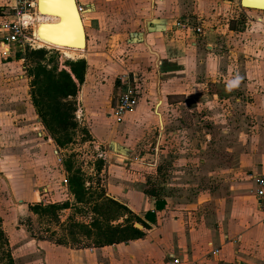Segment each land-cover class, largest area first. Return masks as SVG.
Here are the masks:
<instances>
[{
	"label": "rangeland",
	"instance_id": "1",
	"mask_svg": "<svg viewBox=\"0 0 264 264\" xmlns=\"http://www.w3.org/2000/svg\"><path fill=\"white\" fill-rule=\"evenodd\" d=\"M107 1H111L110 12L138 9L141 12L138 34L134 36V42L130 39V45L138 47L115 51L124 61L123 65L110 62L109 65L93 66L91 80V89L100 94L97 102L104 107L107 126L116 132L121 126L112 112L126 88L125 77L130 85L137 87V102L130 111L142 102L138 105L139 110L143 109L142 119L138 121L134 117L133 128L135 123L139 125L136 130L117 137L126 140L134 136L133 145L127 149L118 141V148L112 149L137 160L125 164L128 166L122 165L124 171L139 173L147 182L146 186L153 187L160 196H163L164 189L171 188L167 180L171 173L176 186L193 187L196 169L203 171L206 189L235 180L243 185L240 190L246 194L252 186H249L252 174L263 173L264 167V10L244 7L240 0H226L215 18L207 19L195 13L197 0H182L184 12H170L168 19L187 18L190 20L185 21L193 26H201L206 32L213 28L216 32L211 36L208 33L196 36L198 44L195 47L188 44L193 37L187 34L188 41L170 45L168 55L164 44L154 40L156 36L161 42L169 38L165 34L166 27L150 35L152 49L161 52L157 66V58L149 51L144 39V18L150 15V0H134L137 1L136 7L130 0ZM121 1H128L125 8ZM154 4L156 9V0ZM230 21L236 26L233 32L229 30ZM154 23L150 25L153 27ZM208 44L212 48H206ZM183 46L190 49L189 58L196 65L210 61L208 65L214 63V69L198 71L185 81L186 66L180 62L170 64L173 59L170 54L184 55ZM43 49L48 51L44 60L48 67L66 69L68 61L86 58L85 52L70 58L60 50ZM30 67L26 60L6 61L0 56V219L6 230L22 227L37 238L47 237L63 244L81 246L91 241L83 234L78 236V241H73L65 225L69 219L90 222L92 206L76 201L70 190V178L80 171L78 175L90 191L88 197L91 192L105 190L109 176L107 160L122 157L109 155L106 163L98 158L91 143L94 137L87 124L78 125L71 142L62 146L55 144L32 106ZM194 68V65H188L190 74ZM193 72L195 74V69ZM194 79L202 83L198 88L203 95L198 102L193 103L192 97L168 94L170 91L190 90L188 86L195 89ZM81 94L82 88L79 99ZM159 100H163L159 111L164 127L155 112ZM104 145L103 150H110L108 143L104 142ZM55 149L59 150V155ZM156 153L160 158L158 163ZM155 163L158 167L154 166ZM14 176H26L31 181L29 194L28 191L13 194L9 179ZM65 179L67 183H64ZM45 188L48 194L43 196ZM67 201L70 207L59 212V222L49 215H36L29 209L30 204ZM242 203L247 211L260 210L252 195L245 196Z\"/></svg>",
	"mask_w": 264,
	"mask_h": 264
},
{
	"label": "crops",
	"instance_id": "2",
	"mask_svg": "<svg viewBox=\"0 0 264 264\" xmlns=\"http://www.w3.org/2000/svg\"><path fill=\"white\" fill-rule=\"evenodd\" d=\"M12 1L0 0V9L2 11L0 15L8 9ZM76 1L78 7H83L81 17L86 34L85 60L87 62V70L85 80L80 87V89L82 88V97L79 99L78 94L76 96L77 109L80 107L82 110V118L81 121H78L75 116V120L78 125L87 124L89 133L94 137L91 143L95 149L96 145H100L101 149H103L105 146L104 142L108 143L110 150L106 151V158L97 156L98 158L106 163L107 158L110 157L109 155L122 157H114L107 160L109 161L107 169L109 176L105 190L100 192H104L106 196L126 205L147 226L142 222L135 221L134 225L140 223L142 227L139 229L144 232V235L137 239L108 245H96L92 239H89L90 243L72 246L71 244H63L49 238L47 239V237L37 238L22 227H17L18 229L15 227V231H9L11 228L6 230L2 221L1 226L8 238L15 264H264V212L259 206V212L247 211V207L242 203L245 196L252 195L255 198L253 193L254 175H264V167L263 173L252 174V180L249 183V186L251 184L252 186L246 191V194H243L245 192L240 190L243 185L237 184L235 180L227 185L222 184L206 189L203 184L204 173L202 170L198 171L197 169L194 186L190 187V189L186 186L181 188L175 185L173 182L175 177L171 173L167 177L171 188L164 189L163 196L159 195V198L164 201V206L160 210L157 209V199L150 198L144 192L148 186H146L147 182L145 179H141L139 173L124 171L122 165L129 164L130 161L137 162V160L127 155V153H122L123 155H121L112 149L118 148V141L127 149L133 145L134 136H130L126 140L123 138L117 139V137H124L127 132L136 130L135 128L138 124L135 123L136 127L133 128V119L134 117L138 121L142 119L143 114L141 111L143 109H138V105L142 102H139L133 111L126 113L123 120L118 122L121 126L119 131L111 130L103 116L104 107L101 104L98 105L97 102L100 94L91 89L93 86L91 80L93 66L109 65L110 62L123 65L124 61L116 55L115 51L132 50L138 47V45L136 47L130 45V39L131 42H134V36L138 34L141 12L139 9L110 12L112 5L111 1L107 0ZM130 1L133 3V7L137 6V1ZM156 1L157 8L155 9V0H150L152 5L150 15L144 18L146 34L144 39L149 51L157 58V66H159L161 52L160 50L152 49L154 45L149 42L150 35H155V33L166 27L165 34L169 38L166 37V40L164 41L163 39L161 42L159 37L156 36L154 40L157 43L164 44L163 46L166 48L168 55L171 52L170 45L178 44V42L183 44L182 42L188 41L187 34L193 37L190 38V43L188 44L195 47L198 44L196 36H204L207 33L208 36H211L210 34L213 35L216 32V29L213 28L208 29L209 32L202 29V34L178 31L175 24L178 21L190 23L185 21L190 19L181 17L168 19V14L170 12L180 14L184 12L182 0ZM225 1L197 0L195 13L207 19H214ZM121 2H123L124 8L128 4V1ZM105 7L107 8L104 9ZM151 22H155L153 27L150 25ZM122 29H125V31H122ZM230 31L233 32L235 30ZM206 48H212V45L208 44ZM183 50V56L170 54L173 57L170 64L180 62L186 66L183 75L185 81L191 79V75L192 77L195 76L198 71L214 69V63L208 65L210 61L206 64L202 62L201 65H196V62L189 58L190 49L183 46ZM1 51L2 44L0 41V56L7 61V57H4ZM189 64L195 66V74L193 72L194 69H191L192 73L190 74L191 71L187 69ZM66 69L70 71L68 66ZM158 74V80L161 82L160 70H158ZM29 79L31 81L32 77L30 76ZM198 81V79L192 80V82H195V89L188 86L190 90L183 89L182 91L181 89L180 91H170L168 94H179L183 98L192 97L193 103L198 102L197 99L203 95L201 89L198 88L202 83H198ZM158 89L161 91L160 86ZM159 101L160 104L157 107ZM159 101L155 106V112L157 115V112L160 113L162 123L158 115L159 122L164 127L162 114L159 111L163 100ZM39 120L40 124H42L41 119ZM49 137L53 139L50 135ZM126 148L124 151H126ZM58 153L56 154L59 155ZM156 157L155 159H157L156 162L158 163L160 160L158 153H156ZM157 163L154 164V166L156 165L155 167H158ZM9 185L14 195L21 194L24 191H28L27 194L30 193L31 181L26 176L10 178ZM244 185L247 186L248 184ZM47 192L46 188L43 189V196L47 195ZM18 201L24 202L23 200ZM148 211L154 212L155 219L146 218ZM216 250H218L217 253L215 252ZM176 259L179 260L178 263L174 262Z\"/></svg>",
	"mask_w": 264,
	"mask_h": 264
},
{
	"label": "trees",
	"instance_id": "3",
	"mask_svg": "<svg viewBox=\"0 0 264 264\" xmlns=\"http://www.w3.org/2000/svg\"><path fill=\"white\" fill-rule=\"evenodd\" d=\"M0 9V13H1ZM229 29L236 30V26L229 22ZM48 51L39 48L27 50L25 53L17 52L15 57H8L7 60L24 58L31 65L29 75L32 77L31 99L37 115L47 133L53 138L55 144L62 146L72 141L76 134L78 122L75 120L77 109L76 96L85 80L87 62L85 59L68 61L66 66L70 68L58 69L48 67L44 63ZM75 172L70 178V190L78 203L90 204L93 217L89 223L69 219L65 225L66 231L73 241H78V236L83 234L92 239L96 245H108L118 242H125L137 239L144 235V232L135 227V221H144L134 215L129 208L117 200L105 195L104 192H91L87 194L85 182ZM148 185L144 192L150 198L157 199V209H162L164 201L159 198V193ZM70 203H35L30 204L29 209L39 216H51L55 221H60L59 212L69 208ZM147 219H155V214L148 211ZM0 219V264H15L8 243V238L2 229Z\"/></svg>",
	"mask_w": 264,
	"mask_h": 264
},
{
	"label": "built area",
	"instance_id": "4",
	"mask_svg": "<svg viewBox=\"0 0 264 264\" xmlns=\"http://www.w3.org/2000/svg\"><path fill=\"white\" fill-rule=\"evenodd\" d=\"M79 11H83V7L79 6ZM43 14L39 11L38 0H13L0 15V41L2 44L1 54L4 57H15L17 52L25 53L27 50H36L40 47L37 45L35 26L39 22ZM178 31L195 32L202 34L203 30L200 26H193L190 23L178 21L176 24ZM57 50V49H56ZM63 52V51H62ZM25 60L24 58H22ZM124 85L126 88L120 95L115 107L113 115L116 121L123 120L126 113L137 102L136 89L129 84L128 77H125ZM76 118L81 121L82 110L78 107ZM58 149L55 151L58 153ZM97 156L106 158V151L101 149L100 145H96ZM67 183V180H64ZM254 196L258 206L264 212V175H254ZM216 253L218 250L215 251ZM178 263L179 260H174Z\"/></svg>",
	"mask_w": 264,
	"mask_h": 264
},
{
	"label": "bare ground",
	"instance_id": "5",
	"mask_svg": "<svg viewBox=\"0 0 264 264\" xmlns=\"http://www.w3.org/2000/svg\"><path fill=\"white\" fill-rule=\"evenodd\" d=\"M243 6L264 8V0H245ZM43 14L35 26L40 48L58 49L65 57L75 58L85 52V29L76 0H38Z\"/></svg>",
	"mask_w": 264,
	"mask_h": 264
},
{
	"label": "water",
	"instance_id": "6",
	"mask_svg": "<svg viewBox=\"0 0 264 264\" xmlns=\"http://www.w3.org/2000/svg\"><path fill=\"white\" fill-rule=\"evenodd\" d=\"M240 3H241V5L243 6L244 3H245V0H240ZM244 7H247V8H255V7H252V6H244ZM255 9H256V8H255ZM263 10H264V8H263ZM84 37H85V40H86V34L84 35ZM85 43H86V42H85ZM159 104H160V101H159V103L157 104V107L159 106ZM157 113H158V115L160 116V122L162 123L161 115H160L159 112H157ZM135 226H137L138 228H141V227H142V225H141L140 223H136Z\"/></svg>",
	"mask_w": 264,
	"mask_h": 264
}]
</instances>
